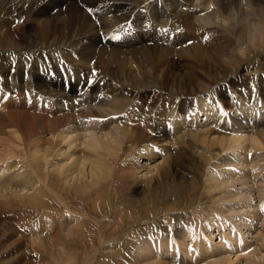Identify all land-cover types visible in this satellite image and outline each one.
I'll use <instances>...</instances> for the list:
<instances>
[{
	"label": "bare ground",
	"instance_id": "bare-ground-1",
	"mask_svg": "<svg viewBox=\"0 0 264 264\" xmlns=\"http://www.w3.org/2000/svg\"><path fill=\"white\" fill-rule=\"evenodd\" d=\"M156 7L173 15L168 17L166 14L164 27L157 25L152 17ZM52 8L57 9L53 12ZM211 12L209 0H0V106H3V110L0 107V136L9 138L10 133L6 132V129L10 128L14 131L11 132L12 136L18 134L22 142L27 143V140H31L33 134L44 126L58 131L57 136L61 139L82 128L89 131V136L85 134L88 140L81 143L87 150H91V154L84 153L80 163L72 164L73 168L66 166L65 169H52L54 177L49 180L45 179L44 172L37 168L45 157L49 156L47 154H50V140L45 141V150L39 146V149L34 147L33 155H30L31 160H26V167L22 165L20 171L12 172L14 174L9 181L0 180V234L7 229H15L19 233L17 239L26 241L23 249L28 246L49 257L57 254L52 252V249L57 246L61 236L57 237L53 231L58 228V220L63 216L65 221L74 224L66 227L67 232L61 241L63 246L70 250L66 251L68 256L57 264H70L76 258H79L80 264H93L94 260L96 262L95 253H99L97 247L107 244L108 248L112 244L107 239L104 240L108 242H102V237H111L118 231H122L123 235L121 246L118 245L117 252H109L111 256L106 253L110 257H102L108 259V264H129V259L135 262V259L129 258V254L133 239H141L140 236L146 238V248L141 249L140 254L136 249L137 254L134 256L143 257V253L144 256L151 253L150 257L153 256V259L148 261V264H175L173 257L176 254H182L179 255L178 264L231 262L230 252L224 250L222 242L212 238L206 241L197 240V235L192 237L195 233L191 235L194 239H191L179 225L188 224L190 215L186 208L204 218V199L214 197L210 196L212 190L207 182L222 183L226 178L238 177L236 171L234 173L227 169L233 167L232 165L237 166L234 162H241L237 156L243 155L245 158L242 152L246 155L252 152L251 157L255 161L257 156L262 154L264 115L261 114L264 108H259L256 104L258 101L252 105L248 104L245 108L235 106L239 111L237 115L225 112L218 125L210 120V125L205 124L204 129L200 130L198 127L201 128L202 125L196 123L195 113H191L189 120L186 118L184 121L179 118V112L186 113L189 107L184 101L189 103L188 99L192 93L200 89L204 91L202 78L209 72L213 73L212 81L218 82L212 87L211 93H215L218 99L229 97V92L224 91L220 83L224 78V71L240 69L245 63L256 64L264 58L257 52L247 60L225 61L223 57L228 53L233 40L210 26ZM160 22L165 23L164 20ZM126 32L129 34H125ZM165 34L171 40L162 37ZM189 40H192L191 44L187 43ZM153 43L157 46H152ZM160 43L164 45L159 46ZM176 45L181 48L175 50L173 47ZM173 57L183 59L185 63L194 62L207 73L199 74L194 70L191 75H179L176 83L179 89L175 90L171 85L175 76L167 70L174 69L176 62L169 61ZM162 66L167 68L160 76L155 69L161 72L162 68L158 67ZM230 76L228 78H231ZM159 77L164 85H169L167 93L160 87ZM207 80H210L209 77ZM161 89L165 91V97L162 96L165 99L163 105L174 104L178 111L176 115L172 114L173 109L170 113L168 106L159 111L154 108L153 111V108H148L146 102L144 103L146 100L140 99V94L145 90L162 94ZM140 100L142 104L137 105ZM205 102L201 101L195 110L200 109L207 113L205 121H208L217 112H214L212 107L206 108L210 104ZM252 115L256 119L251 117ZM95 119L99 121L98 124ZM167 122L171 125V135L166 132ZM35 136L33 139L38 135ZM4 140L6 138L0 139L1 155L6 152L2 147ZM233 147L237 150L224 152ZM163 151L166 156L160 159ZM122 156L125 157L124 160H120ZM8 160L0 158L2 163L4 161V165L0 166H3L2 171L5 173L15 164L12 163L13 160ZM61 165L65 166L64 163ZM88 166L89 171L86 170ZM137 166L143 167L142 170L146 169L145 174L155 171V176L147 174L150 177L143 182L135 172ZM216 167L220 168L215 171ZM198 169L204 177L210 176L202 180V194L197 192L198 186L194 185L192 188V174ZM258 169V177L264 178V167ZM257 170L253 171L252 177L255 178ZM237 171L239 173V170ZM10 174L11 172L7 175ZM177 174L187 180L190 189L188 195L187 191L180 187L174 195V191L169 187V180ZM69 177L72 179L69 182V191H66L63 185L68 182ZM218 177L223 179L218 182ZM139 182L146 185L147 193L127 200L132 192L136 194L132 186ZM32 184H38L39 187H30ZM121 185L131 187V190L121 191L123 193L117 196L116 200V194L114 195L112 190L117 186L121 188ZM161 194L169 196H163L164 199L160 200V203L153 201V198ZM85 195L93 197L90 207L81 206ZM263 197L264 193L258 198L259 203L263 201ZM71 201H74L76 208L70 205ZM195 203L198 205H194ZM107 211L111 213L107 219H113V225L102 221L105 219H102L101 215ZM258 214V210H255L257 217ZM246 216L249 215L239 219L242 225L250 223ZM166 217L171 220L169 231L173 236L178 235L175 236L176 244L168 242L167 237H160L157 242L148 241L147 236L155 230L165 232ZM47 218H52V221L44 222ZM53 218L57 219V223ZM260 218L264 224V216ZM205 220L207 219H203ZM35 221H39V224ZM237 228L239 230L236 231L229 227L227 233L220 229L222 234L216 233L218 240L227 243L234 241L236 232L241 234L242 246L235 250L238 253L243 252L252 243H246V232L241 231L242 228L238 226ZM249 228L251 229V226ZM36 229H39L38 233L35 232ZM93 229L97 232L94 233ZM92 234L100 236V239L94 240L90 237ZM219 234L226 236V239ZM120 239L121 236L119 241ZM7 247L8 245L0 240V249ZM198 253L201 258L199 261ZM245 254L247 257L244 264L259 262L253 257L257 253ZM103 259L99 261L100 264L106 263ZM194 259L195 262L192 261ZM41 260V264H50L46 261L48 259Z\"/></svg>",
	"mask_w": 264,
	"mask_h": 264
},
{
	"label": "rangeland",
	"instance_id": "rangeland-1",
	"mask_svg": "<svg viewBox=\"0 0 264 264\" xmlns=\"http://www.w3.org/2000/svg\"><path fill=\"white\" fill-rule=\"evenodd\" d=\"M118 8H119V6H117ZM57 9V8H56ZM56 9H54V8H52V11L53 12H55V10ZM176 9L178 10V8L176 7ZM122 11V10H121ZM179 11V10H178ZM123 13V12H122ZM124 14V13H123ZM166 14H167V16L168 17H173V15H171V14H169V12L168 11H166V13L164 12V10H159L157 7L154 9V12L152 13V17H153V19L157 22V25H159V26H162V27H164L165 26V24H166ZM161 20H164L165 21V23H161L160 21ZM209 40V38L206 40V41H208ZM191 41V43H192V40H190ZM164 44H162V43H160V45L159 46H163ZM149 46H151L150 44H149ZM152 46H157L156 45V43H153V45ZM165 46H167V45H165ZM233 46V43H231V46H230V48ZM175 50H178V49H180L181 47L179 46V45H176L175 47H173ZM259 54H261V56H263V58H264V51H261V52H258ZM264 60V59H263ZM263 60H261V62H257L256 64L255 63H250L249 65H247V63H245V65H244V67H241L240 69H238V68H236V69H229L228 71H224V73L222 74V75H224V78H222L221 79V84H222V86H223V90L224 91H228L229 92V90H232L233 91V93H237V94H240V88L242 87V88H244L246 91H250V89L252 88L253 90H252V92L253 91H255V95L256 96H264V61ZM169 61H174V62H176V64L174 65V69H171V68H167V67H158L159 69L160 68H162V71L161 72H158L157 71V69H155L156 71L155 72H157V73H159L158 75H160V76H162V73L164 72V70H165V68H167V70H170L171 71V73L175 76V80L173 79L172 80V82H171V85H173V88L175 89V90H178L179 89V87L178 86H176V83H178L177 81H178V77H179V75H181V74H183V75H191V74H193V72L192 71H198L199 72V74H200V72H202V74L204 73V72H206L207 73V71H205V70H201V67H199V66H196V63H194V62H186L185 63V61L183 60V59H180V58H176V57H173V58H170L169 59ZM263 61V62H262ZM197 64H200V63H197ZM193 65V66H192ZM251 65V66H250ZM195 66V67H194ZM219 67L221 68V65H219ZM250 67V68H249ZM222 68H223V66H222ZM0 70H1V68H0ZM101 72V71H100ZM187 72V73H186ZM211 73V74H210ZM213 73L212 72H209L208 74H206V76H205V78H202L203 79V81H204V88L205 89H203L204 91L202 92V89H200V91H198V92H196V93H192V96H190V98L188 99V101H189V103L187 102V101H184L185 103H187L188 104V107L190 106V104H191V102H192V100L196 97V98H199V103L202 101V102H205V98L207 97V95H208V93H211V90H212V87H215L216 86V84H218V82L217 81H215V82H213L212 80L213 79H211V78H213V75H212ZM229 75H231L230 77L231 78H228V76ZM207 77V78H206ZM208 77H209V79L210 80H207L208 79ZM159 79V85H160V87H162L165 91L167 90V88H168V86L169 85H164L163 83H162V81L160 80V77L158 78ZM58 81H60V78L58 79ZM203 81L202 82H200V84L201 83H203ZM199 82V81H198ZM214 84H213V83ZM173 83V84H172ZM206 83V84H205ZM241 85V86H240ZM252 85H254V86H252ZM24 86V85H23ZM189 86V84L186 86V88ZM206 86V87H205ZM238 86V87H237ZM25 87V86H24ZM165 87H166V89H165ZM227 87H228V89H227ZM68 88V87H67ZM163 89H161V93L162 94H159V93H153V91H149V90H145L144 92H142L141 94H140V96H141V100L143 101V100H146V101H144V103L146 104V106L148 107V108H150V109H152L153 108V111L155 110V111H159V110H161V109H163V108H167V106H168V104H164L163 105V102H164V100L165 99H163L162 98V96H163V94H165V91H163ZM11 93V92H10ZM150 93V94H149ZM166 93H167V91H166ZM205 94V93H207L206 95H200V94ZM247 93V92H246ZM154 94V95H153ZM158 94V95H157ZM150 97H149V96ZM228 95H229V97H221L220 99H218V100H220L221 101V99L222 100H226V98H227V100H230V98H232L231 97V95H230V93H228ZM8 96V95H7ZM145 96H147V97H145ZM156 99H154L153 97ZM163 97H165V96H163ZM6 98V97H5ZM160 98V99H159ZM163 100H162V99ZM149 99V100H148ZM141 100H140V105L142 104V102H141ZM157 100H158V102H157ZM147 102L150 104V106H149V104H147ZM183 102V104H185ZM222 102V101H221ZM143 103V104H144ZM153 103H154V105H153ZM155 103H157V104H155ZM144 104V105H145ZM151 104H152V106H151ZM160 104V106H158ZM249 104V102H246L245 103V106L247 107V105ZM260 105L261 106H263L262 108H264V105H262V103H260ZM154 106V107H153ZM161 106H163L162 108H161ZM197 106H198V104H197ZM196 106V107H197ZM235 106H241V103L240 102H238L237 100L236 101H234L233 103H232V105L231 104H229L228 106H226L228 109H230L231 110V113L233 114V115H237L236 113H238L239 111H237L236 109H235ZM245 106L243 107V108H245ZM1 108H2V110H3V106H0ZM210 107H212L213 109H214V112L216 111V108L214 107V104H210V105H207L206 106V108H210ZM0 108V109H1ZM155 108V109H154ZM145 109V108H144ZM198 110H200V109H198ZM217 112V111H216ZM4 113H6V112H4ZM192 113H195V112H192ZM179 118L181 119V120H186V119H184L183 118V115H185V113L183 114V113H180L179 112ZM231 114V115H232ZM203 115V114H202ZM201 115V116H202ZM190 116V115H189ZM189 116L188 117H186V118H188L187 120H189ZM211 116V115H210ZM208 117V116H207ZM213 117V118H212ZM214 118H220V115L218 114V113H216V115H215V113L211 116V118L208 120V121H205V120H203V122L201 123V122H199L200 120H198V118H197V114L195 113V119L197 120L196 121V123L197 124H200V125H202L201 126V128L200 127H198V130H200V129H204L203 127V125H205V124H207V125H210V120H211V123H213V121H216V119H214ZM224 118V115H223V117L221 118V120H220V122L222 121V119ZM52 119V118H51ZM217 119V120H218ZM213 120V121H212ZM98 120H96L95 121V123L96 124H98ZM48 126H44V127H42V128H39L34 134H33V136H32V138H31V140H27V143H23L22 142V138L20 137V135H16V134H14L13 136H12V134H11V132L13 131L12 129H6V132H8V133H10V137L9 138H7V136H5V135H1L0 136V139H4V138H6V140H4V142H3V144H4V146H2L3 148H4V150L6 151L5 152V155H1L0 154V156H2V157H0V158H4V160H8V159H10V162H12V160H13V162L12 163H15V164H18L17 162H19V164L18 165H15L14 164V166L13 167H11L9 170H7L6 172L7 173H5V171H2V168H3V166L2 165H4V161H3V163H2V161H0L1 163L0 164H2L1 166H0V180H2V181H9L11 178H12V176H13V174L14 173H12V172H16V171H20L22 168V165L23 166H25L26 167V164L28 163V162H26V160H31V156L30 155H33V150H35V148H37V149H43V150H45V148L47 147V145H46V143H45V141H47V139H49L50 140V145L48 146V149H49V152H50V154H47V155H49V156H46L45 157V159L43 160V162L39 165V168H37L39 171H41V172H44V175H45V179H49V180H51L54 176V173L52 172V169H55V168H60V167H63L64 169L66 168V166H70L71 168H73V166H72V164H74V163H76V162H78V163H80L81 162V160H82V158H83V156H84V153H88V154H91V150H87L85 147H83V143H81V142H86L87 140H88V136H89V134H88V130L87 131H85V129L83 130L82 128L80 129V130H78V131H76V132H71V133H69L68 134V136H66L64 139H61V138H58L59 136H57V132H55L56 130H53V129H51V128H49L48 130ZM47 132H46V131ZM53 131L52 133H51V131ZM10 131V132H9ZM48 131H50V133L48 132ZM14 132V131H13ZM79 132V133H78ZM59 133V132H58ZM150 136H152V134L151 133H149V132H147ZM40 134H43V135H40ZM51 136H50V135ZM54 134H56V135H54ZM73 134V135H72ZM81 134H82V136H81ZM88 134V136H86V135ZM35 135H38L37 136V138L36 139H33V137L35 136ZM75 135V136H74ZM76 135H78V136H76ZM84 135H85V137H84ZM15 136V137H14ZM36 137V136H35ZM50 137V138H49ZM54 137V138H53ZM170 137V136H169ZM19 139V140H17V139ZM43 139V140H40L39 141V139ZM76 138V139H75ZM78 138V139H77ZM82 138V139H81ZM11 139V140H10ZM14 139V140H13ZM67 139V140H66ZM16 140V141H15ZM34 140V141H33ZM52 140V141H51ZM53 140H54V143H53ZM59 140V141H58ZM84 140V141H83ZM86 140V141H85ZM37 141V142H36ZM77 141V142H76ZM9 142V143H8ZM13 142H16V143H13ZM31 142V143H30ZM34 142V143H33ZM35 145V146H32L31 147V145ZM33 143V144H32ZM39 143H40V145H39ZM41 143H43L44 144V146H43V144H41ZM79 143H81V144H79ZM28 144V145H27ZM38 144V145H37ZM79 145V146H78ZM15 148H14V147ZM37 146H39V148L37 147ZM35 147V148H34ZM43 147V148H42ZM6 148V149H5ZM51 148V149H50ZM53 148V149H52ZM11 149H13V151L11 150ZM51 150V151H50ZM84 150V151H83ZM237 150V148L236 147H233V148H231V149H226V150H224V152H230V151H236ZM99 151H101V150H99ZM170 151H171V149H170ZM29 152V153H28ZM62 152V153H61ZM159 152V151H158ZM223 152V153H224ZM262 151H260V153H261ZM52 153V154H51ZM55 153H57L56 154V156H54V154ZM60 153V154H59ZM93 153V152H92ZM8 154V155H7ZM65 154V155H64ZM120 154V153H119ZM242 154H245L246 155V153H243L242 152ZM60 155V156H59ZM252 155V154H251ZM262 155V156H261ZM261 155H259V156H257V158L258 159H256L255 161H253L254 160V158H252L251 156V158L249 159V161L254 165V166H257V168L259 167H264V151L262 152V154ZM58 156V157H57ZM163 156L165 157L166 155H164V151L163 152H161V158L160 159H162L163 158ZM56 157H57V159H56ZM238 158H240V160H241V162H238V163H236V162H234V164H236L237 166H235V165H233V167H236L237 168V170H239V173H238V171L237 170H232V169H229V170H232V172H234V173H236L237 172V176L238 177H233V178H231V179H229V178H226V179H224V180H222L223 179V177H218L217 179V181L219 182V180H222V183H217V182H214V181H209V182H207V185H208V187L212 190V193L210 194V196H214V197H212L211 199H204V202H203V208H204V218L203 217H201V215H199V214H195V212L194 211H192V210H190V208H186V211H187V213H189V215H190V218H189V220H191L192 219V217H195V216H198V217H196L195 219H197V218H199V221H202L203 219H207V220H205V221H207V224L208 225H218V224H221V223H225V222H222V221H220V219L222 218L221 216H224V217H226L229 221H231L232 223H233V225L232 226H234L235 228H234V230H236L237 231V226L238 227H240V228H242V230L241 231H245L246 232V237L244 238L245 239V241H246V243H248V241L249 242H251L252 244H251V246H249V247H247L245 250H243V252H234V253H230V257H231V262L229 263V264H244V262H246L245 261V258L247 257L246 256V252H252V255H253V253L255 254V253H257V254H255L253 257H255L257 260H259V262H257V264H264V226H262V225H264L263 223H262V219L260 218L261 216H259L260 214H258V217L255 215V207H254V205H253V202L251 201V198H253L254 197V199H256V197H257V195H258V198H260V196L264 193V192H262L263 190H264V178H262L261 177V179H258V180H254L253 181V178H254V176L252 177V175H251V177H249V175H248V173L246 172L247 171V169H246V163L245 162H247L246 161V159L244 158V156L243 155H241V156H237ZM62 158V159H61ZM124 156H122L121 158H120V160H124ZM261 159H263V160H261ZM259 160V161H258ZM9 161V160H8ZM211 161V160H210ZM62 163H64L65 164V166H62L61 164ZM86 163V162H85ZM60 164V165H59ZM69 164V165H68ZM87 164V163H86ZM43 167V168H41V167ZM247 167H251V165H247ZM16 168V169H15ZM218 168H220V167H216V169H215V171H217L218 170ZM86 169V168H85ZM140 169V170H139ZM143 169V167H140L139 168V166H137L136 167V170H135V172H136V174H137V176L139 177L138 179H143V182H145V180H147V178L148 177H150V176H148V175H150L151 174V177L152 176H155V171L152 173V172H148L147 174H145L144 172H146L145 170H142ZM228 169V168H227ZM15 170V171H14ZM87 171H89V166H88V169H86ZM142 170V171H141ZM199 170V169H198ZM196 170V171H193V174H192V180H193V182H192V188H194L195 186H198V187H196V190H197V192L198 193H200V194H202L203 193V191H201L200 192V190L201 189H203V187H201V186H203V185H201L202 184V180H205V178H207V177H210V176H205L204 177V175L202 174V172L199 170ZM255 170H257V169H255ZM51 171V172H50ZM236 171V172H235ZM262 171V170H261ZM11 172V174L10 175H7L8 173H10ZM70 172V171H69ZM140 172V173H139ZM195 172V173H194ZM145 175H144V174ZM260 174V171H259V169L257 170V174H256V176L258 177V175ZM6 175V176H5ZM74 175V174H73ZM194 175V176H193ZM147 176V177H146ZM255 176V177H256ZM61 178V177H60ZM194 178V179H193ZM252 178V179H251ZM72 179V177H69L68 178V182L66 183V184H64L63 186H65L64 187V189L66 190V191H69L68 189H69V182H70V180ZM86 178L84 177L83 178V180H85ZM239 179V180H238ZM255 179V178H254ZM197 184H196V183ZM204 182V181H203ZM169 183L170 184H168L169 185V187H171L172 188V191H174L173 193H174V195H175V192H178V189H179V187L180 188H184L185 189V191H187L186 192V194L188 195V193H189V191H190V189H189V186L187 185V180L185 179V178H183L182 176H180L179 174H177V175H175L173 178H171L170 180H169ZM59 182H58V187H59ZM150 184H153V182L151 183L150 182ZM68 185V186H67ZM144 183H141V182H139L138 184H136V185H134L133 184V186H132V189H133V191H135L136 192V194L134 195L133 194V192H132V195L130 194L128 197H127V200H129V199H132L133 198V196H134V198H136V196L138 197H141V195H144V194H146L147 193V190H146V185H144ZM174 185V186H173ZM195 185V186H194ZM67 186V187H66ZM30 187H39V185L38 184H32V185H30ZM120 186H117V187H114L113 188V193H114V195H115V199L117 198V196H119V195H121L123 192H121V191H125V190H127V191H130L131 190V187L130 188H128V187H126V186H123V185H121V188H122V190H121V188H119ZM146 187V188H145ZM67 188V189H66ZM201 188V189H200ZM63 189V190H64ZM145 190V191H144ZM30 191H32V189L30 190ZM118 191H119V193H118ZM143 193V194H142ZM167 196H169V194H166ZM165 194H161V195H159V197H157V198H153V201H158L159 203H160V200H162L163 201V199H164V197L166 196ZM164 196V197H163ZM129 198V199H128ZM176 198V197H175ZM89 199V200H88ZM158 199V200H157ZM83 200H85V201H81V206H83V205H86V207H90L91 206V202H92V200H93V197H89V195H85V197H84V199ZM117 200V199H116ZM119 200V199H118ZM253 200V199H252ZM84 202L86 203V204H84ZM258 203H259V199H258ZM118 204V203H117ZM116 204V205H117ZM70 205L72 206V205H74V206H72V207H75V204H74V201H71L70 202ZM194 205H198L197 203H195ZM159 207V206H158ZM157 207V208H158ZM76 208V207H75ZM75 208H73V209H75ZM194 208V207H193ZM163 213V212H162ZM108 214V215H107ZM111 213H110V211H107V212H104V214L103 215H101V217L103 216V218L102 219H105V220H102V221H104L106 224H110V225H113L114 224V221H113V219L111 220V219H107L108 218V216L110 215ZM221 215V216H219V215ZM240 214H241V216H240ZM59 215H61V214H58V216ZM244 215H249V216H246V218H249L250 219V223L249 224H246L245 223V225H242L241 223V221H239V219H242L243 218V216ZM104 216H106L105 218H104ZM219 218H218V217ZM166 223H164V224H167V227L168 226H170L169 225V222L171 221V220H169V217H166ZM216 220H219L220 221V223L219 222H216V223H213L214 221H216ZM224 220V219H223ZM45 221H52V218H47L46 220H44V222ZM53 221H57V219L56 218H53ZM225 221V220H224ZM61 222V223H60ZM237 222H239V223H237ZM35 223L36 224H39V221H35ZM57 223V222H56ZM60 223V224H59ZM171 223V222H170ZM72 224H74V223H71V222H69V221H65V218L63 217V216H61L60 218H59V220H58V228L55 230V231H53V233H55V235L57 236V237H60L61 236V238L57 241L58 243H57V246L55 247V248H53L52 249V252H57V254H59V255H57L56 253L55 254H53L52 256H49V257H47L46 255H43L42 253H39V252H37L35 249H33V248H30V247H26L25 249H23V247L26 245V241H24L23 239H17V236H18V231L17 230H15V229H7V230H5L4 231V233H2V234H0V240H2V242H3V244H7L8 245V247L7 248H5V249H0V264H41L42 263V261L43 260H41V259H48V260H46V261H49V263L50 264H57V262L59 261H63L64 259H66L65 258V256H68V254L66 253V251H70V250H68V247H64L63 246V244L61 243V241H62V239L64 238V237H62L66 232H67V230H66V227L68 228V227H70ZM223 224H221V226L223 227ZM43 225V224H42ZM188 225V224H187ZM225 226V225H224ZM232 226H229V227H232ZM249 226H251V229L249 228ZM213 227V226H212ZM246 227H248V229L246 230ZM170 228H171V226H170ZM233 228V227H232ZM263 228V229H262ZM189 229H190V231H191V235L193 234V233H195V234H193L192 235V237L193 236H195V235H197V236H200L199 235V231L198 232H196L197 231V229H195V228H191V227H189ZM216 229V232H222V231H219V230H217V228H215ZM58 230V231H57ZM94 230V233H96L97 231L95 230V229H93ZM239 230V229H238ZM38 231H39V229H36V233H38ZM109 231V230H108ZM166 231L167 230H165V232H164V230L163 231H160V232H158V230H155V232H153V233H151V234H149V236H147V234H145V236H147V238H149L148 239V241L149 240H152V241H159L160 240V237L162 238H164V237H167V233H166ZM163 232V233H162ZM104 233H105V231H104ZM162 233V234H161ZM106 234V233H105ZM119 234V235H118ZM111 236V235H110ZM116 236H117V238H116ZM120 236H121V239H120V241H119V238H120ZM175 236H178L177 234L175 235ZM219 236H221V237H225V239H226V236H222V235H220L219 234ZM91 238H93L94 240H96L97 241V239H100L99 237L100 236H98V235H96V234H92L91 236H90ZM98 237V238H97ZM106 237V238H105ZM122 237H123V235H122V231H118L117 233H115V234H112V236L111 237H107V235L106 236H104V237H102V242H104V243H106V241L108 240H110L111 242H112V244H110L109 246H110V248H109V246H108V248H107V244H104V246L102 245V246H98L97 248H98V251H99V253H95L96 254V262H95V260L93 261V264H100V262L102 261V257L103 256H105V255H107L106 253H108L109 254V252L110 253H114V252H117V250H118V247L119 246H121V240H122ZM140 238L141 239H139V237L138 238H134L133 239V242H132V244L133 245H131V250H130V257L129 258H132L133 260L135 259V262L134 261H132L131 259H129V260H127L128 262H130L129 264H148V261H150L151 259H153V256H152V258L150 257L151 256V253L149 254V255H145L144 256V254L145 253H143L142 254V256L143 257H138V256H134V254H140L141 252H142V250H145V248H144V245L146 244L145 242H146V238H144V236H140ZM104 239H107V240H104ZM112 239H115L114 241H115V243H114V241H112ZM117 239V240H116ZM190 239V238H189ZM213 239V238H212ZM107 241V242H108ZM214 241H217V242H222L221 244H223L224 243V241L223 240H218V238L216 239V240H214ZM145 243V244H144ZM233 243H234V241L232 240V241H230L229 242V244L231 245V246H233ZM117 246H116V245ZM143 244V245H142ZM115 247H113V246ZM119 245V246H118ZM142 245V246H141ZM141 246V247H140ZM263 246V247H262ZM112 247V248H111ZM137 247H140V248H137ZM66 248V249H65ZM152 248H153V246H152ZM23 249V250H22ZM136 249H138L137 250V253H136ZM142 249V250H141ZM192 249H195L194 247H192ZM105 250V251H104ZM135 250V251H134ZM72 251V250H71ZM103 251V252H102ZM139 251V252H138ZM76 252V251H75ZM132 252V253H131ZM135 252V253H134ZM153 252V254L155 253L154 252V250L152 251ZM102 253V254H101ZM104 253V254H103ZM222 254V256H223V253H221ZM57 255V256H56ZM110 256H111V254H109ZM109 255H107V256H109ZM180 256H182V254H179ZM109 256V257H110ZM183 256H185L186 257V255H183ZM236 256H238V257H236ZM169 259H170V257H169ZM201 258H200V254L198 253V256H197V261H199ZM211 259V258H210ZM210 259H208V260H210ZM103 260H105L106 261V263L108 264V263H110V262H108L107 260L108 259H103ZM207 260V261H208ZM100 261V262H99ZM132 261V262H131ZM193 262H195V259L194 260H192ZM78 262V263H77ZM95 262V263H94ZM99 262V263H98ZM243 262V263H242ZM105 263V264H106ZM199 263V262H198ZM47 264V263H46ZM70 264H80L79 263V258H76L75 259V261L73 262L72 261V263H70ZM117 264H124V263H117ZM209 264H212V263H209Z\"/></svg>",
	"mask_w": 264,
	"mask_h": 264
},
{
	"label": "clouds",
	"instance_id": "clouds-1",
	"mask_svg": "<svg viewBox=\"0 0 264 264\" xmlns=\"http://www.w3.org/2000/svg\"><path fill=\"white\" fill-rule=\"evenodd\" d=\"M210 26L233 40L225 61L247 60L264 51V0H209Z\"/></svg>",
	"mask_w": 264,
	"mask_h": 264
},
{
	"label": "snow or ice",
	"instance_id": "snow-or-ice-1",
	"mask_svg": "<svg viewBox=\"0 0 264 264\" xmlns=\"http://www.w3.org/2000/svg\"><path fill=\"white\" fill-rule=\"evenodd\" d=\"M118 39V37H117ZM187 43L191 44V41L189 40ZM13 71H15V68L13 67ZM88 83H92V81H88Z\"/></svg>",
	"mask_w": 264,
	"mask_h": 264
}]
</instances>
